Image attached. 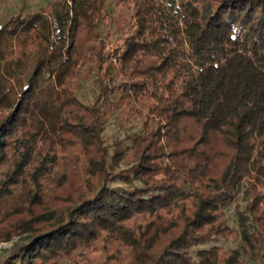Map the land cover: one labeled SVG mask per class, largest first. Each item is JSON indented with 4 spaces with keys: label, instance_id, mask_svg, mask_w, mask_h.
Instances as JSON below:
<instances>
[{
    "label": "trees",
    "instance_id": "16d2710c",
    "mask_svg": "<svg viewBox=\"0 0 264 264\" xmlns=\"http://www.w3.org/2000/svg\"><path fill=\"white\" fill-rule=\"evenodd\" d=\"M127 1L0 22V264H264V0Z\"/></svg>",
    "mask_w": 264,
    "mask_h": 264
},
{
    "label": "rangeland",
    "instance_id": "374dc122",
    "mask_svg": "<svg viewBox=\"0 0 264 264\" xmlns=\"http://www.w3.org/2000/svg\"><path fill=\"white\" fill-rule=\"evenodd\" d=\"M51 0H0V22L5 21L9 16L17 12L24 6L27 10H35L39 7L46 6ZM107 7V17L103 21L104 32H108L114 27H123L126 22L130 20V16L133 12V3L127 0H105ZM112 40L114 39L111 38ZM111 43L108 44V47ZM86 76L89 75V71L84 72ZM90 87L89 82L86 84V88ZM141 87V86H140ZM137 98L141 95H136ZM145 98H147L145 96ZM141 100H136L140 103ZM138 107V105H136ZM132 105H126L122 108L116 116L112 117L106 131V139L109 143L117 139H122L129 133L137 131L141 125L143 118L138 114L131 111ZM231 217L235 218V211L233 208L229 210ZM29 233H25L21 236L13 238L11 241L0 244V259L14 253L25 240L29 238ZM218 245L225 249L234 247L232 241L219 240Z\"/></svg>",
    "mask_w": 264,
    "mask_h": 264
}]
</instances>
